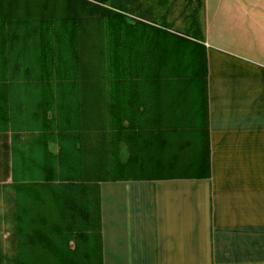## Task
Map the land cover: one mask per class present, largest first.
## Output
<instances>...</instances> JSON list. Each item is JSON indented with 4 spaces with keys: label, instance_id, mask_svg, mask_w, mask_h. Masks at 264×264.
Here are the masks:
<instances>
[{
    "label": "trees",
    "instance_id": "obj_1",
    "mask_svg": "<svg viewBox=\"0 0 264 264\" xmlns=\"http://www.w3.org/2000/svg\"><path fill=\"white\" fill-rule=\"evenodd\" d=\"M60 1L0 0V264H101L100 182L161 168L182 85L205 75L203 0L184 32L133 20V0Z\"/></svg>",
    "mask_w": 264,
    "mask_h": 264
},
{
    "label": "crops",
    "instance_id": "obj_2",
    "mask_svg": "<svg viewBox=\"0 0 264 264\" xmlns=\"http://www.w3.org/2000/svg\"><path fill=\"white\" fill-rule=\"evenodd\" d=\"M203 2L161 168L99 184L101 264H264V0Z\"/></svg>",
    "mask_w": 264,
    "mask_h": 264
},
{
    "label": "rangeland",
    "instance_id": "obj_3",
    "mask_svg": "<svg viewBox=\"0 0 264 264\" xmlns=\"http://www.w3.org/2000/svg\"><path fill=\"white\" fill-rule=\"evenodd\" d=\"M58 2L61 4L60 0H58ZM109 2L110 0L107 3ZM130 6V8H135L133 15L136 17L132 16L133 20L137 19V17H144L142 12L150 10L152 16L151 18L148 17L149 20L158 25L163 24L165 21L169 26L180 32H184L188 25L187 14L192 7L188 6L187 0H133ZM133 20H131V22H133ZM119 147L120 159L124 161L128 156L127 147L124 143H120ZM50 148L54 152L56 151V146L52 143L50 144ZM1 172L0 169V243L4 251L8 252V238L13 227V221L9 214L7 201V196L10 190L7 182L10 180L8 179V181H4Z\"/></svg>",
    "mask_w": 264,
    "mask_h": 264
}]
</instances>
